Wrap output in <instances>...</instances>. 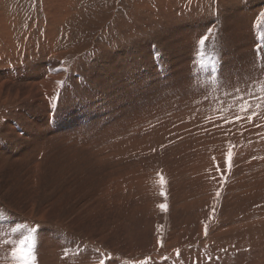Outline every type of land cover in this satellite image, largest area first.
Listing matches in <instances>:
<instances>
[{
	"label": "rangeland",
	"instance_id": "obj_1",
	"mask_svg": "<svg viewBox=\"0 0 264 264\" xmlns=\"http://www.w3.org/2000/svg\"><path fill=\"white\" fill-rule=\"evenodd\" d=\"M59 1L0 0L56 67L50 109L0 91V264H264V0Z\"/></svg>",
	"mask_w": 264,
	"mask_h": 264
},
{
	"label": "bare ground",
	"instance_id": "obj_2",
	"mask_svg": "<svg viewBox=\"0 0 264 264\" xmlns=\"http://www.w3.org/2000/svg\"><path fill=\"white\" fill-rule=\"evenodd\" d=\"M60 5V1L59 0H52L51 3L47 4V6L53 10H57L58 7ZM178 5V4H177ZM259 5L257 4V7ZM156 7V6H155ZM256 7V8H257ZM162 8V7H161ZM179 8V7H178ZM251 8H255V6H243L242 10L238 9L240 12L244 13V12H250ZM161 11V10H160ZM161 19V18H160ZM253 19V18H252ZM149 21V20H148ZM172 21V20H171ZM253 21V20H251ZM146 27V26H145ZM145 30V29H144ZM157 30V29H156ZM176 39V38H175ZM131 45V44H130ZM132 48L131 46L126 47L124 50H120V53L125 55H131ZM33 54V52H25L22 57L24 59V61H26L31 55ZM0 58H3V60L8 61V63L14 65L15 67L12 66L11 69L7 68V65L5 63H0V66L4 67L3 69H1L0 67V91H4V96L8 99H13V98H18L20 97L22 100H24L25 103H29L32 102L33 100L31 98L32 95V91L35 90L37 91L35 93L36 95V104L43 106L42 108H39L38 110H44L45 108L50 109L49 105L47 104V98L43 97L40 95V90L42 86H50L48 83V77L46 75L47 71L50 69H54L56 67H54L53 65H51L48 61H46V57L44 56L43 59L40 61L41 63L37 65V67L34 69V71L31 74H22L20 72H15V68L17 65H19L22 61V59L20 57H16L13 55H4L3 53L0 52ZM107 62L105 65L107 64H114V62L119 59L117 56L111 54H108L106 56H104L101 60L107 59ZM126 59V58H125ZM2 60V61H3ZM19 60V61H18ZM121 60V59H120ZM124 60V59H123ZM16 62V63H15ZM119 63V62H118ZM118 63L114 66L111 67H116V66H120L121 70L122 68H124L125 66V62L122 63V65H118ZM121 64V63H120ZM105 68H107L105 66ZM109 68V67H108ZM128 68V67H127ZM123 71L120 72V77L116 78L119 75L118 71H115L113 74V77L115 78L114 80H118L119 82H124V86L125 85V80L128 78L126 76L122 75ZM24 75V77L20 78L21 75ZM58 87H54V91L52 92V94H54V100H57V97H61L63 96V94L61 95L62 91L60 89H57ZM161 88V87H160ZM64 93V92H63ZM4 134H8V132H4L2 131V135ZM1 135V133H0ZM70 137V136H69ZM4 138V137H2ZM238 138V137H237ZM7 139V137H6ZM210 175V174H209ZM204 179V178H203ZM205 181V179H204ZM173 187V186H172ZM197 194V193H196ZM177 197V196H176ZM187 202V201H186ZM187 204V203H186ZM3 206V205H2ZM174 206V205H173ZM185 206V205H184ZM1 207V206H0ZM155 207V206H154ZM44 208V207H43ZM153 208V207H152ZM161 208V207H160ZM164 208V207H163ZM177 208V207H176ZM5 209V208H4ZM157 209V208H156ZM175 209V208H174ZM184 209V208H182ZM2 210V209H1ZM152 210V209H151ZM188 209H186L185 211H187ZM162 211V210H161ZM164 211V209H163ZM27 212V211H26ZM14 213V212H13ZM29 215L31 214L30 210H28L27 212ZM158 213V212H157ZM185 213V212H184ZM21 214V213H20ZM28 215V216H29ZM39 217H43L45 216V214H39ZM27 217V216H26ZM31 218V217H30ZM32 219V218H31ZM215 221V220H214ZM245 222V220H244ZM250 222V221H249ZM29 223V222H28ZM30 224V223H29ZM32 224V223H31ZM30 224V225H31ZM202 224V223H201ZM203 225V224H202ZM244 225V224H243ZM249 225V224H248ZM34 226V224L32 225ZM31 227V226H30ZM29 227V229H30ZM233 227V226H232ZM240 228V227H239ZM251 230V229H250ZM32 231V229H31ZM179 232V230H178ZM176 233V232H175ZM174 234V233H173ZM202 235V234H201ZM175 237V236H174ZM202 238V237H201ZM231 240V239H230ZM194 244V243H193ZM175 245V244H174ZM177 248V247H176ZM239 248V247H238ZM180 252V251H179ZM166 253V252H164ZM227 253V252H226ZM179 254V253H177ZM28 256V255H27ZM172 257V256H171ZM175 257V255L173 256V258ZM177 257V256H176ZM175 257V258H176ZM28 258V257H27ZM26 259V258H25ZM166 259V258H165ZM168 259V258H167ZM180 259V258H179ZM28 260V259H27Z\"/></svg>",
	"mask_w": 264,
	"mask_h": 264
},
{
	"label": "snow or ice",
	"instance_id": "obj_3",
	"mask_svg": "<svg viewBox=\"0 0 264 264\" xmlns=\"http://www.w3.org/2000/svg\"><path fill=\"white\" fill-rule=\"evenodd\" d=\"M206 39H207V37L202 38L201 41H200V43L201 44L205 43ZM161 207L163 208L164 206L161 205ZM23 243H24V241H21V244H23ZM22 264H27V261L26 260L22 261Z\"/></svg>",
	"mask_w": 264,
	"mask_h": 264
}]
</instances>
